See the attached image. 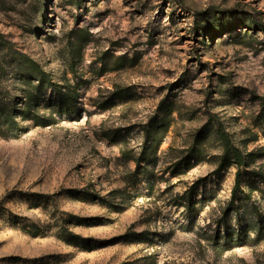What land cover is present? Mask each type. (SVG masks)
<instances>
[{
    "label": "rangeland",
    "instance_id": "rangeland-1",
    "mask_svg": "<svg viewBox=\"0 0 264 264\" xmlns=\"http://www.w3.org/2000/svg\"><path fill=\"white\" fill-rule=\"evenodd\" d=\"M22 55L78 86L75 113L26 116ZM52 92L31 115L53 111ZM7 105L0 264H264V231L231 249L221 238L254 206L264 222V0H0ZM216 119L253 153L238 208ZM158 141L135 176L128 156Z\"/></svg>",
    "mask_w": 264,
    "mask_h": 264
},
{
    "label": "trees",
    "instance_id": "trees-1",
    "mask_svg": "<svg viewBox=\"0 0 264 264\" xmlns=\"http://www.w3.org/2000/svg\"><path fill=\"white\" fill-rule=\"evenodd\" d=\"M180 1V0H177ZM126 56H119L118 59H125ZM18 61L23 65L24 70L22 71L23 76L28 80L33 92L30 90L27 93V97L25 98L23 109H26V116L31 117L35 121L36 125L39 126H52L57 121L56 115H65L75 113L78 108V86L70 87L69 85L56 84L50 74L45 71L35 60L27 57V56H19ZM128 62L130 66L135 65V61ZM48 87H53V94L49 98L48 104L51 105L53 111L50 114H39L34 113L31 115V104L35 101V99L41 97L48 90ZM114 98L120 97V93L118 90L113 92ZM170 110L169 112H171ZM1 120L11 119L10 131L15 129L14 124L15 114L10 107L7 105L5 108H1ZM56 113V115H55ZM216 117L215 114H213ZM17 125V124H16ZM216 130L220 135L223 143H224V151L221 156V161L219 163V169H223L229 165H235L237 167L236 173V182L235 187L233 189L231 205L238 208L236 201L239 199L237 192L242 189V170L244 167H248L253 158V153L250 152L248 154H244L240 148L234 145L233 140L231 139L229 133L223 128L222 124L219 120L216 119ZM160 141L156 142L152 146L145 148L142 150L139 156H128L129 159L133 160L136 164V169L134 171V175L137 176L141 174L142 171L145 170L142 164L147 162L150 158H152L160 145ZM189 158L184 156L181 158L175 165L182 167L183 165H188ZM249 158V160H248ZM191 161V160H190ZM240 215V214H239ZM241 224V222H239ZM249 230H254L258 238H260L261 233L264 231V222L262 220V213L254 206L251 213V220L246 227H241L239 230L233 229L226 233H224L221 238H223L222 246L223 249H231L237 245H243L249 242L247 238V232ZM225 247V248H224Z\"/></svg>",
    "mask_w": 264,
    "mask_h": 264
}]
</instances>
